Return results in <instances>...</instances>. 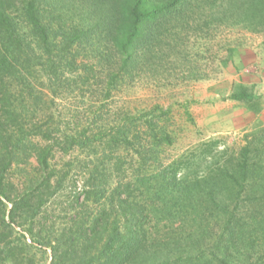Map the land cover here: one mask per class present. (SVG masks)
<instances>
[{
  "label": "trees",
  "instance_id": "trees-1",
  "mask_svg": "<svg viewBox=\"0 0 264 264\" xmlns=\"http://www.w3.org/2000/svg\"><path fill=\"white\" fill-rule=\"evenodd\" d=\"M229 20L264 27V0H0V264H44L36 255L47 248V264H264L263 153L248 137L237 152L214 139L164 163L172 134L158 124L131 133L124 121L112 138L133 151L126 182L88 173L82 200L68 205L82 214L63 230L45 223L66 176L50 169L52 116L38 104L55 88L103 82L107 96L134 85L145 65L166 68L165 38L178 44L197 32L210 41ZM179 49L169 48L170 63ZM180 66L184 79L203 78L201 62ZM32 158L36 168L13 178L12 167Z\"/></svg>",
  "mask_w": 264,
  "mask_h": 264
},
{
  "label": "rangeland",
  "instance_id": "rangeland-1",
  "mask_svg": "<svg viewBox=\"0 0 264 264\" xmlns=\"http://www.w3.org/2000/svg\"><path fill=\"white\" fill-rule=\"evenodd\" d=\"M212 30L210 41L208 37L200 38L197 32H186V39L178 44L165 38V52L169 53L166 68L155 73L154 65H145L134 85L112 89L107 96L101 90L103 82L98 87L78 86L63 91L55 88V98L49 96L45 104H38L50 110L52 116L51 137L55 145L50 169L56 178L66 176L62 186L56 188V196L47 202V226L53 224L57 231L63 230L76 210L82 214L79 208L74 206L76 209L71 211L68 205L79 193L82 200L88 173L96 177L102 174L101 178L109 176L112 184L115 173L124 174L127 178L122 180L126 182L133 151L119 147L112 138L114 128L124 121L134 129L131 133L140 125L153 128L158 124L172 134V142L159 153V160L164 163L182 154L190 156L195 146L214 139L220 141L218 148L228 146L237 152L246 137L255 141L264 161V27L229 20ZM179 45V58L176 56L175 63H170L174 52L169 48ZM186 61L192 66L201 62L203 78L184 79L189 71L178 66ZM157 75L173 79L161 82L164 79H155ZM46 79L41 77L46 88L55 85ZM240 90L251 97L233 98L232 94ZM71 137L78 145L69 146ZM36 166L32 158L26 165L12 167L11 174L22 181V176ZM89 204L87 210L91 211L94 205ZM44 251L36 256L47 264L52 252L49 248Z\"/></svg>",
  "mask_w": 264,
  "mask_h": 264
}]
</instances>
